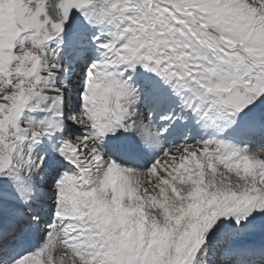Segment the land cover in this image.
<instances>
[{"label": "snow or ice", "instance_id": "obj_1", "mask_svg": "<svg viewBox=\"0 0 264 264\" xmlns=\"http://www.w3.org/2000/svg\"><path fill=\"white\" fill-rule=\"evenodd\" d=\"M0 264H264V0H0Z\"/></svg>", "mask_w": 264, "mask_h": 264}]
</instances>
